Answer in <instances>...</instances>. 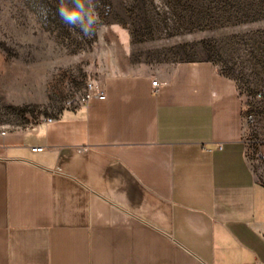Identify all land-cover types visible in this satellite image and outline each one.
Instances as JSON below:
<instances>
[{"label":"crops","instance_id":"crops-1","mask_svg":"<svg viewBox=\"0 0 264 264\" xmlns=\"http://www.w3.org/2000/svg\"><path fill=\"white\" fill-rule=\"evenodd\" d=\"M99 90L0 133V264H264V185L236 82L184 61Z\"/></svg>","mask_w":264,"mask_h":264},{"label":"rangeland","instance_id":"rangeland-1","mask_svg":"<svg viewBox=\"0 0 264 264\" xmlns=\"http://www.w3.org/2000/svg\"><path fill=\"white\" fill-rule=\"evenodd\" d=\"M58 4L0 0L1 127L30 128L76 110L110 75L207 60L249 105V157L264 185V0H101L91 38L60 21Z\"/></svg>","mask_w":264,"mask_h":264},{"label":"clouds","instance_id":"clouds-1","mask_svg":"<svg viewBox=\"0 0 264 264\" xmlns=\"http://www.w3.org/2000/svg\"><path fill=\"white\" fill-rule=\"evenodd\" d=\"M101 7V0H59L56 15L70 30L78 29L82 38H91L101 22Z\"/></svg>","mask_w":264,"mask_h":264},{"label":"built area","instance_id":"built-area-1","mask_svg":"<svg viewBox=\"0 0 264 264\" xmlns=\"http://www.w3.org/2000/svg\"><path fill=\"white\" fill-rule=\"evenodd\" d=\"M157 84H158L157 81H154V82H153V86L156 87ZM96 94H97L98 96H100V97L103 96V93H102L100 90H98V91L96 92ZM94 95H95V94H94ZM94 95H89V96H87V98L84 100V104H83V105H86V104L91 100V98H92ZM257 100H258L259 102H264V90H261V91L258 93V95H257ZM49 121H51V120H49ZM248 121H249V123H252V122H253V118H252L251 115H249ZM7 131H8L7 128H5V127H1V126H0V133H1L2 135H5V134L7 133ZM263 131H264V124H263ZM44 150H45V148H42V147H36V148H32L31 151H32L33 153H42Z\"/></svg>","mask_w":264,"mask_h":264}]
</instances>
